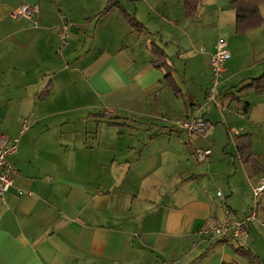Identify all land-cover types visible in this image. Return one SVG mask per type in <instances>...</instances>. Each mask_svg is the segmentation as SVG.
I'll use <instances>...</instances> for the list:
<instances>
[{
    "label": "crops",
    "instance_id": "crops-1",
    "mask_svg": "<svg viewBox=\"0 0 264 264\" xmlns=\"http://www.w3.org/2000/svg\"><path fill=\"white\" fill-rule=\"evenodd\" d=\"M232 1L200 0L186 18L182 0H0V136L18 140L7 157L16 176L0 198V264H249L235 248L264 264V194L255 200L251 191L264 176L255 150V141L264 147V94L227 97L238 111L224 118V137L198 103L207 87L196 88L216 42L205 43L208 33L242 40ZM108 2L144 30H132L118 7L102 15ZM22 5L32 7L30 19L12 16ZM166 29L173 34L163 39ZM193 32L206 47L188 58L190 45L181 43ZM250 32L257 30L244 36ZM152 45L174 68L179 96L152 66ZM169 46L178 59L185 54L183 88ZM197 67L199 78L191 75ZM220 93H230L225 83ZM194 104L204 135L187 137L161 122L188 117ZM24 119L30 127L20 134ZM240 135L252 141L248 163L238 156ZM196 149L211 155L198 163ZM254 206L256 220L238 240L199 233L226 212L244 219Z\"/></svg>",
    "mask_w": 264,
    "mask_h": 264
},
{
    "label": "built area",
    "instance_id": "built-area-1",
    "mask_svg": "<svg viewBox=\"0 0 264 264\" xmlns=\"http://www.w3.org/2000/svg\"><path fill=\"white\" fill-rule=\"evenodd\" d=\"M33 14V9L29 5H22L14 10L12 16L19 20L21 18L30 19ZM36 24V23H35ZM62 44H66L65 39L67 37L68 28L62 27L58 29ZM231 54L228 49V43L223 38H218L214 44L213 52L209 57V67L211 71L210 86L206 91V102L213 103V106L221 111H227L230 104L227 100L221 99L219 90L221 87L220 80L225 72V63L230 59ZM199 105H193V114L185 118L169 119L162 117L161 121L167 124L170 129L179 133H184L187 137L202 136L207 130V124L202 119L196 116ZM234 112V111H233ZM30 127L28 119H24L21 123L20 134L26 132ZM18 140L13 139L11 143L5 136H0V198L4 201L3 197L5 193L10 189L13 184L16 171L14 167L8 161V155L17 151ZM211 155L210 149H196L194 151L195 159L198 163H203ZM253 197L257 200L264 194V176L251 188ZM221 196L220 193H217ZM257 207L251 210L249 215L244 219H237L225 213L224 219L221 222L216 223L213 226L205 227L200 230V234L205 238L235 241L248 229L249 223L256 220Z\"/></svg>",
    "mask_w": 264,
    "mask_h": 264
},
{
    "label": "rangeland",
    "instance_id": "rangeland-1",
    "mask_svg": "<svg viewBox=\"0 0 264 264\" xmlns=\"http://www.w3.org/2000/svg\"><path fill=\"white\" fill-rule=\"evenodd\" d=\"M260 14L262 16V24L257 29H255V30H257V32H250V34H248L247 36L243 35L242 40H234V39L232 40V38L229 37L226 32H223V33L209 32L208 33V40H205V43H209L212 41H217L218 38H226L229 42V45H230L229 49H230L231 53L233 54V59L229 60V62H232V66L229 68V63H226L225 68L228 67L229 71L224 72V75H223L222 79L220 80V82H221V84L225 83L230 94H233V95L237 94L235 91L236 87H234V85L231 86L233 83H235V85H238L242 82L244 83V82L248 81L249 79L257 78L258 76H260L264 72V5H262L260 7ZM190 23H191L190 21L187 22L188 26L190 25ZM189 28H192V27L189 26ZM170 34H173V33L166 29L165 34L162 38L166 39L169 37ZM193 34H195V35H193L194 38L191 39V41L187 40V42L181 43L182 48L185 46V44L190 45L189 56L193 55L192 57L196 56L197 54L201 55V53L199 51L200 47L201 48L206 47L205 43L202 42L201 38L195 37L197 35L195 32H193ZM192 43H193V45H192ZM250 44H252L251 48L253 47V49H251L252 51H250V53H249L248 47L250 46ZM246 51H248V53H246ZM167 52L170 55L171 64L174 65L176 68V74H175L176 81H177L178 85L181 88H183L182 84H184V83H181V82H183V80L186 78L184 75L185 61L183 60L184 59L183 56H185V54L180 59H178V56L175 55L177 52V49L172 47V46L168 47ZM192 57L190 56L188 58H192ZM256 61L258 64L257 67L253 66ZM169 63H170V61H169ZM203 70L205 72V76L203 79H200L198 81L197 84H199L200 86L196 87L199 91H201L202 89L205 90L206 87L208 89L210 86V80H209L211 78L210 68L208 67L207 70H205V69H203ZM200 72H201V68L197 67L192 72L191 75H193V74L197 75L199 78L201 76ZM202 98L203 97L201 95V97L198 99V103L200 105L204 104V106H206L208 111L212 113V117L210 118L211 123H212L210 127H211L212 131H216V133H218L219 135L226 137V135H227L226 134V132H227V126L226 125L227 124L225 125L226 121H224V118L226 117V115H227V117L230 115L233 116L232 114H234V113L236 115L238 109L232 108L230 106L226 112H222L221 110L215 108L213 106L212 102L207 103L206 97H205V99H202ZM221 99H223L222 95H220V98H218V100H221ZM232 110H234L233 113H232ZM80 114H82V113L76 112V113H72L71 116L74 117V116H78ZM255 142H256L255 150L258 153V154H256V161L264 163V147L261 144L262 141L258 140ZM252 149H253V146H252ZM254 207H253V209H254Z\"/></svg>",
    "mask_w": 264,
    "mask_h": 264
},
{
    "label": "trees",
    "instance_id": "trees-1",
    "mask_svg": "<svg viewBox=\"0 0 264 264\" xmlns=\"http://www.w3.org/2000/svg\"><path fill=\"white\" fill-rule=\"evenodd\" d=\"M199 2L200 0H182L184 16L186 18H192L197 14ZM262 5H264V0H233L230 3V8L234 12L235 16L234 26L236 35L243 36L247 32L257 29L262 24V16L260 14V7ZM112 7L119 8L123 19L132 30L136 32H142L144 30V26L140 22L125 12L118 6V4L114 2H108L101 14L103 15L107 13ZM150 52L152 56V66L163 71L164 82L176 96H179L180 90L174 79L175 70L172 66H170L167 56L160 48L154 45L151 47ZM249 92L264 94V72L257 78L249 79L236 91L237 94ZM219 94L222 95L220 90ZM228 96H233L232 100L237 102L239 101L237 95L227 93L223 96V99L227 100L229 104L230 100L227 99ZM246 107L247 105L245 104L243 107L244 111L247 109ZM236 148L240 161L243 163L250 162L252 158V141L248 135H240L236 138ZM235 253L246 259L249 264H259L257 256H255V254L250 251H244L241 248H235Z\"/></svg>",
    "mask_w": 264,
    "mask_h": 264
}]
</instances>
